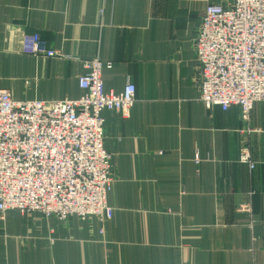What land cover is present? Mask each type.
I'll return each instance as SVG.
<instances>
[{
  "label": "crops",
  "instance_id": "1",
  "mask_svg": "<svg viewBox=\"0 0 264 264\" xmlns=\"http://www.w3.org/2000/svg\"><path fill=\"white\" fill-rule=\"evenodd\" d=\"M231 2L0 0V90L76 99L90 58L113 63L106 91L136 85L128 116L102 113L112 218L0 212V264H264V100L245 119L200 98L195 38L207 5ZM36 32L64 56L26 53Z\"/></svg>",
  "mask_w": 264,
  "mask_h": 264
},
{
  "label": "built area",
  "instance_id": "2",
  "mask_svg": "<svg viewBox=\"0 0 264 264\" xmlns=\"http://www.w3.org/2000/svg\"><path fill=\"white\" fill-rule=\"evenodd\" d=\"M201 69L200 98L208 108L232 105L248 118L264 100V0H232L207 5L195 38ZM24 51L64 56L48 47L39 32L26 37ZM78 80L84 93L76 99H15L0 90V212L39 213L66 220L112 218V153L107 149L104 110L128 116L136 85L106 91L102 72L111 61H83ZM199 161V156H196ZM240 161L254 167L251 152Z\"/></svg>",
  "mask_w": 264,
  "mask_h": 264
}]
</instances>
